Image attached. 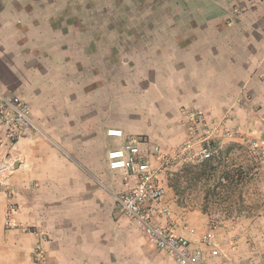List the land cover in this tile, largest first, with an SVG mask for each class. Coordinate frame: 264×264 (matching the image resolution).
I'll return each mask as SVG.
<instances>
[{
  "label": "crops",
  "instance_id": "1",
  "mask_svg": "<svg viewBox=\"0 0 264 264\" xmlns=\"http://www.w3.org/2000/svg\"><path fill=\"white\" fill-rule=\"evenodd\" d=\"M0 87L29 102L51 142L18 143L25 163L9 196L0 192V264H34L38 245L41 264H120L123 232L173 262L113 211L98 182L126 191L136 179L110 170L106 154L129 137L162 149L182 142L183 109L211 121L230 112L225 128L263 139L264 0H0ZM111 128L124 137L108 136ZM160 178L172 218L157 224L194 230L207 264H264V215L211 228ZM9 202L18 204L15 228L3 230ZM29 225L45 237L24 233ZM210 231L217 256L200 241Z\"/></svg>",
  "mask_w": 264,
  "mask_h": 264
},
{
  "label": "built area",
  "instance_id": "2",
  "mask_svg": "<svg viewBox=\"0 0 264 264\" xmlns=\"http://www.w3.org/2000/svg\"><path fill=\"white\" fill-rule=\"evenodd\" d=\"M187 137L172 152H165L158 144L129 137L122 146L107 152L108 167L121 171L124 176H133L136 183L126 191L108 190L116 208L132 219L149 243L167 253L176 264H207V252L193 246L195 231L176 233L156 223V219L172 218V210L165 200L166 187L160 175L176 163L200 164L213 159L226 142L243 138L241 131L226 127L231 113L217 121H211L202 111L183 109ZM48 136L35 120L29 102L22 96L10 94L0 87V187L10 185L15 171L25 158L18 143L22 137ZM111 137H124L122 129L107 130ZM258 145L255 143L252 149ZM264 155V141L261 144ZM16 206L10 204L6 210L5 224L12 225V213ZM35 234L38 232L34 231ZM200 241L208 248L211 256L220 254V239L211 231ZM35 262H42L41 245L33 253Z\"/></svg>",
  "mask_w": 264,
  "mask_h": 264
},
{
  "label": "rangeland",
  "instance_id": "3",
  "mask_svg": "<svg viewBox=\"0 0 264 264\" xmlns=\"http://www.w3.org/2000/svg\"><path fill=\"white\" fill-rule=\"evenodd\" d=\"M232 13L239 15L242 13V9L234 8ZM259 125V131L264 132V123H259ZM244 132L245 131H242L243 134ZM41 138L51 143L49 137ZM242 139H244L242 142L240 141L241 139L239 141H231L219 150L216 156L220 155L222 152L225 158L221 163H219V159L214 161L216 172L210 180L206 177L193 178L191 176V174L199 173L203 170L201 163H176L163 172V178L169 188H171L173 200L177 206L185 211H197L200 217L204 216L208 219V225L211 228L223 225L228 221H236L245 218L257 219L264 215V155L261 153L260 147L264 138L243 137ZM182 142L175 145H166L163 151L172 152ZM255 143L258 147L252 149ZM237 170L241 172V175L239 176L240 183L235 188L228 189L224 186L216 187L220 182H227L224 180V174H233ZM188 171H190V173ZM16 172L17 171H15V173ZM173 182L176 183V188L171 187ZM98 183L105 191L112 190L106 187L102 182L99 181ZM11 185L12 179L8 187ZM8 187H0V192H4L7 197L10 191ZM10 204L15 205L16 209L18 208V204L14 202H9L6 205L2 223L3 230H7L6 227H9L5 224V215ZM113 211H118L114 204V200ZM9 228H15L13 219L12 226ZM34 231L38 232V234H44L43 237L46 235L45 232L40 231L37 227L30 225L23 227L24 233L36 235ZM122 241L123 247L121 254H117L120 258V264L175 263L174 261H169V263L168 261H160L155 257L160 253L156 250L147 251L146 247L142 248L140 246L139 237H136L132 233L123 232ZM32 258L33 263L37 264L34 260V255H32ZM38 264H41V262Z\"/></svg>",
  "mask_w": 264,
  "mask_h": 264
},
{
  "label": "trees",
  "instance_id": "4",
  "mask_svg": "<svg viewBox=\"0 0 264 264\" xmlns=\"http://www.w3.org/2000/svg\"><path fill=\"white\" fill-rule=\"evenodd\" d=\"M223 153L221 152V154L220 155H218V156H215L213 159H210V160H208V161H205V162H203V163H201V166L203 167V170L201 171V172H199V173H194V174H191V176L193 177V178H197V177H206V178H208V180H210V178L215 174V172H216V166H214V161H216V160H220V162L219 163H221L222 162V160H224V158H225V155H222ZM192 166V165H191ZM190 166V167H191ZM189 167V168H190ZM193 167H195V166H193ZM196 168V167H195ZM188 169V168H187ZM190 171H192V170H190ZM190 171H188L189 173H190ZM225 176H223L224 177V180H226L227 182L226 183H218L217 185H216V187H218V186H224L225 188H228V189H230V188H235L239 183H240V181H239V176L241 175V172H239L238 170L237 171H235L233 174H224ZM171 187H173V188H176L177 187V185H176V183H172L171 184Z\"/></svg>",
  "mask_w": 264,
  "mask_h": 264
}]
</instances>
